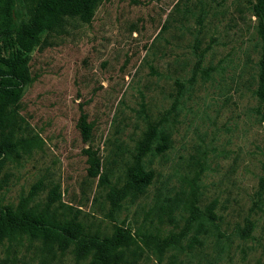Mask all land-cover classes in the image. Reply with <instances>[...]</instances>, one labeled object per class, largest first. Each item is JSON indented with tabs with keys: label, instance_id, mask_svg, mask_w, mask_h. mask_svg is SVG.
Instances as JSON below:
<instances>
[{
	"label": "rangeland",
	"instance_id": "1",
	"mask_svg": "<svg viewBox=\"0 0 264 264\" xmlns=\"http://www.w3.org/2000/svg\"><path fill=\"white\" fill-rule=\"evenodd\" d=\"M255 3L100 0L88 23L66 18L42 35L0 130L15 145L0 169V208L76 219L101 236L127 229L120 264H264ZM24 16L21 0H0V37L5 17ZM137 165L153 177L135 196L126 183ZM0 264H91V255L12 232Z\"/></svg>",
	"mask_w": 264,
	"mask_h": 264
},
{
	"label": "trees",
	"instance_id": "2",
	"mask_svg": "<svg viewBox=\"0 0 264 264\" xmlns=\"http://www.w3.org/2000/svg\"><path fill=\"white\" fill-rule=\"evenodd\" d=\"M99 1L21 0L25 16L18 25H13L10 18L5 17L6 27L1 25L4 30L0 37V130L5 127L7 109L18 103L21 89L29 81V54L41 36L59 29L66 18H77L83 23H88ZM253 10L256 16L263 17L264 0H256ZM262 39L264 40V27ZM263 89L262 82L261 100L264 103ZM83 133L86 136V129H83ZM162 140L165 142L166 137ZM162 146L165 148V143ZM14 148L13 141L1 137L0 169L6 155ZM90 174L96 176V172L90 171ZM152 177V172L137 165L129 170L126 189L131 190L135 196L140 195L144 193ZM260 190L264 191V179L260 183ZM206 213L208 219L213 220V212L208 210ZM12 232H26L33 238L41 239L44 244H55L60 251L72 247L79 256L90 254L91 264H120L123 259L122 249L132 237L127 229L118 226L111 236H101L86 233L76 219L59 221L55 215H35L31 211L22 210L13 213L10 209L0 208V241ZM193 240L197 242V239Z\"/></svg>",
	"mask_w": 264,
	"mask_h": 264
}]
</instances>
